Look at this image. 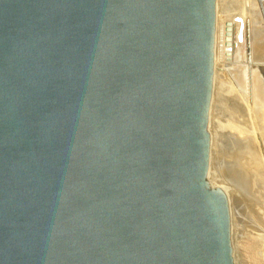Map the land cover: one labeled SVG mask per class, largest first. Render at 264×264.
Masks as SVG:
<instances>
[{"label":"water","instance_id":"obj_1","mask_svg":"<svg viewBox=\"0 0 264 264\" xmlns=\"http://www.w3.org/2000/svg\"><path fill=\"white\" fill-rule=\"evenodd\" d=\"M215 7L0 0V264H234Z\"/></svg>","mask_w":264,"mask_h":264},{"label":"rangeland","instance_id":"obj_2","mask_svg":"<svg viewBox=\"0 0 264 264\" xmlns=\"http://www.w3.org/2000/svg\"><path fill=\"white\" fill-rule=\"evenodd\" d=\"M216 4V30L219 49L217 55L220 57L221 48H225L227 53L224 56L221 55L222 58H218L215 68L209 115L213 116L211 117L212 120H216L213 121L215 124L211 123L210 125L208 121L210 134L209 167L211 169L209 179L214 182L219 180L220 185H226L229 189L234 190L233 192L230 189L232 199H229L227 195L230 203L234 264H264V204L257 200L258 197L256 198L257 195L254 190L255 197L252 198L254 196L251 193L252 190L246 188V184L242 185L238 178L239 176L243 177L245 173L247 174L243 167L246 158V156L243 157L245 147L240 146L238 141L241 142L246 138L255 141L257 154L262 153L264 156V151L260 147L261 132L264 133V130L259 126L258 115L256 116V113L248 107L250 103L245 92L238 87L233 76L235 66L245 63L248 65L249 47L252 40L254 39L255 44L259 42L264 44V40H262L264 39V0H216ZM237 31H241L242 48L244 46L243 50H245L244 59L233 53L235 51L234 45L237 43L235 40ZM256 32L255 37L257 39L254 37ZM258 32L263 37L258 36V38ZM257 65L264 68V63ZM236 145L238 146L236 147ZM238 150L243 154L241 155ZM260 155L259 157H261ZM263 156L262 158L258 157L261 162L263 161L262 169H258L262 179L264 177ZM250 160L247 159V161Z\"/></svg>","mask_w":264,"mask_h":264},{"label":"bare ground","instance_id":"obj_3","mask_svg":"<svg viewBox=\"0 0 264 264\" xmlns=\"http://www.w3.org/2000/svg\"><path fill=\"white\" fill-rule=\"evenodd\" d=\"M216 7H217V4H216ZM216 7H215V9H216L215 11L217 12ZM216 15H217V13H216ZM215 31H216V37H215V44H214V75H215V68L217 65L216 63L218 61V58H220V57L222 58V56H224L227 53V50L225 48H221V55L222 56L220 55V57H219L217 55V53H218L217 50H219V49H218V44H217L216 24H215ZM256 34H257V32L254 34V37ZM258 36L260 37V36H262V34L260 35L258 32L257 37ZM241 39H242L241 31H237L236 32V39H235V40H237V43L234 45L235 51L233 53L237 57L244 59L245 58V55H244L245 50H243L244 46L242 48L243 42L241 41ZM255 39H257V38L255 37ZM253 40H252L251 45L249 44L250 45V47H249L250 48V52H249L250 57L248 56L249 57L248 58V65L245 63V64H241V65L239 64L238 66H235L234 72H233L234 75L233 74L232 75L234 76V79L236 80L238 87L245 92L246 95L245 94L244 95L247 96L246 98L248 99V101L250 103V106H248V107H250L251 108L250 110H252L256 113V116L258 115L259 126H261V128L264 130V76H263L264 68L257 65L260 63L261 64L264 63V44H261L260 42H259L260 44L259 43L255 44V42ZM262 40H264V39H262ZM259 41H261V40H259ZM250 42H251V40H250ZM253 43H254V45H253ZM249 60H250V62H249ZM257 60H259V61H257ZM255 63H257V64H255ZM213 82H214V77H213ZM209 110H211V109H209ZM211 117H213V116L209 115V117H208V121L210 122L209 125L211 123H214L213 121L216 120V119L212 120ZM262 129H260V130H262ZM261 133L262 134H261V139H260V142H261L260 147H261V150L264 151V133L263 132H261ZM254 142L248 138H246V140L244 139L241 142L238 141L240 146L245 147V153H244L243 157L246 156V158L244 159V163L245 164L247 163L246 167H245V164L243 166L245 168V171L247 172V174L244 172L245 175H243V177L239 176L238 178L240 179V183L242 185L246 184V188H249V190H252L251 191L252 194H253V190L256 191L255 192L257 195L256 198L258 197L257 200L261 201L264 204V177L262 179L261 176H259V174H260L259 170L262 169V166H263V163H262L263 161L261 162L260 161L261 159H259V158H262L263 155H262V153H260L261 155L259 153L257 154V152H256L257 147H256V144H254ZM237 146L238 145H236V147ZM240 150H242V149H240ZM240 150H238V151L240 152ZM259 152H260V150H259ZM240 154L242 155L243 152L242 153L240 152ZM259 155L261 157H259ZM248 158L251 160L247 161ZM210 170L211 169L209 167L208 173H207V179L209 181V184L212 187L221 188L225 192V194L229 196V199H232L231 198L232 191L230 190L232 188L229 189L228 186H226V185H223V184L220 185V182L217 178H216V180H218V181H215V182L210 181V179H209ZM242 170H244V169H242ZM233 192H234V190H233ZM254 197H255V195L252 198H254ZM229 208H230V203H229Z\"/></svg>","mask_w":264,"mask_h":264}]
</instances>
